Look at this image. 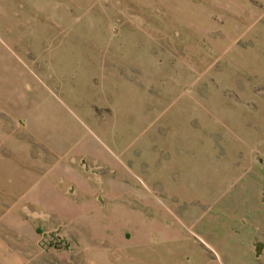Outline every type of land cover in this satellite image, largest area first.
Masks as SVG:
<instances>
[{
  "label": "rangeland",
  "instance_id": "1",
  "mask_svg": "<svg viewBox=\"0 0 264 264\" xmlns=\"http://www.w3.org/2000/svg\"><path fill=\"white\" fill-rule=\"evenodd\" d=\"M0 264H264V0H0Z\"/></svg>",
  "mask_w": 264,
  "mask_h": 264
},
{
  "label": "crops",
  "instance_id": "2",
  "mask_svg": "<svg viewBox=\"0 0 264 264\" xmlns=\"http://www.w3.org/2000/svg\"><path fill=\"white\" fill-rule=\"evenodd\" d=\"M27 87L29 88V86H27ZM15 89H16V88H15ZM16 90H17V89H16ZM16 90H15V91H16ZM12 95H13V94H12ZM11 97H12V96H11ZM12 98H13V99H16V98H17V99H18V98H19V95H16V98H15V96L13 95Z\"/></svg>",
  "mask_w": 264,
  "mask_h": 264
}]
</instances>
